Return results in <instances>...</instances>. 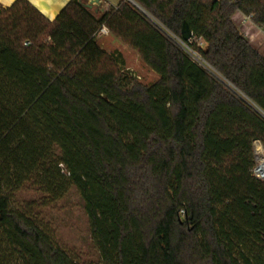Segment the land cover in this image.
<instances>
[{
	"label": "trees",
	"instance_id": "trees-1",
	"mask_svg": "<svg viewBox=\"0 0 264 264\" xmlns=\"http://www.w3.org/2000/svg\"><path fill=\"white\" fill-rule=\"evenodd\" d=\"M132 1L98 16L71 0L53 21L0 6V264H78L12 206L27 183L49 202L76 190L103 264H264V49L234 20L264 31V0ZM184 23L215 74L170 37Z\"/></svg>",
	"mask_w": 264,
	"mask_h": 264
},
{
	"label": "rangeland",
	"instance_id": "rangeland-1",
	"mask_svg": "<svg viewBox=\"0 0 264 264\" xmlns=\"http://www.w3.org/2000/svg\"><path fill=\"white\" fill-rule=\"evenodd\" d=\"M254 43L264 49V36ZM145 69L143 64L138 68L123 67L141 84L150 85L155 78ZM12 206L30 216L78 264H103L90 236L83 202L74 188L60 200L49 202L43 193L27 183L14 193Z\"/></svg>",
	"mask_w": 264,
	"mask_h": 264
},
{
	"label": "crops",
	"instance_id": "crops-1",
	"mask_svg": "<svg viewBox=\"0 0 264 264\" xmlns=\"http://www.w3.org/2000/svg\"><path fill=\"white\" fill-rule=\"evenodd\" d=\"M16 0H0L1 7H9ZM32 7H34L41 15H43L49 21H53L61 10L71 1V0H25ZM85 4H88L90 0H84ZM121 0H100L99 5L92 6L90 11L96 15L106 12L109 8L116 9ZM100 47L108 53H113L119 55L120 62L124 63V67L131 66L134 68L140 67L142 65L139 60L138 55L127 48L120 40L114 38L113 36L104 35L97 38ZM138 65V66H137ZM146 71L150 72L156 80V75L149 70L147 67Z\"/></svg>",
	"mask_w": 264,
	"mask_h": 264
},
{
	"label": "built area",
	"instance_id": "built-area-1",
	"mask_svg": "<svg viewBox=\"0 0 264 264\" xmlns=\"http://www.w3.org/2000/svg\"><path fill=\"white\" fill-rule=\"evenodd\" d=\"M234 20L237 22L240 34L249 43H254L256 40H259L260 37L264 36L263 29L253 23L251 15H245L237 11L234 15ZM104 35H108V31L105 28H102L96 34V37L98 38ZM170 37L189 55L192 61L197 63L199 66L207 69L209 72L214 73V71L202 61L199 54L191 48L192 43H195L199 48H203V42L201 39L195 40L190 37L188 41L184 42L172 35H170ZM252 148L254 154V166L251 170L252 176L255 179L264 181V146L260 141L255 140L252 143Z\"/></svg>",
	"mask_w": 264,
	"mask_h": 264
},
{
	"label": "water",
	"instance_id": "water-1",
	"mask_svg": "<svg viewBox=\"0 0 264 264\" xmlns=\"http://www.w3.org/2000/svg\"><path fill=\"white\" fill-rule=\"evenodd\" d=\"M129 2H131L132 4H134V2L132 0H128ZM100 4V0H90L88 4H85V7L87 9H91L92 6L94 5H99ZM135 5V4H134ZM136 6V5H135ZM137 7V6H136ZM139 8V7H137ZM140 9V8H139ZM141 10V9H140ZM142 11V10H141ZM191 37V32L188 28V25L186 23L183 24L182 26V30H181V38L182 41L186 42L188 41V39Z\"/></svg>",
	"mask_w": 264,
	"mask_h": 264
}]
</instances>
